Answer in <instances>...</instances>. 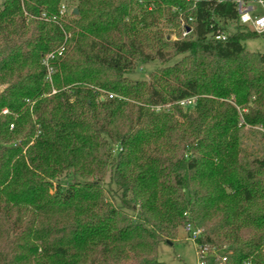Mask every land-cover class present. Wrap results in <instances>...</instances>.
<instances>
[{
	"label": "trees",
	"instance_id": "trees-1",
	"mask_svg": "<svg viewBox=\"0 0 264 264\" xmlns=\"http://www.w3.org/2000/svg\"><path fill=\"white\" fill-rule=\"evenodd\" d=\"M61 1L0 2V264H163L187 223L206 264H264V147L241 137L264 139V55L242 44L263 33L235 0H75L60 16ZM62 46L49 83L42 57Z\"/></svg>",
	"mask_w": 264,
	"mask_h": 264
},
{
	"label": "rangeland",
	"instance_id": "rangeland-1",
	"mask_svg": "<svg viewBox=\"0 0 264 264\" xmlns=\"http://www.w3.org/2000/svg\"><path fill=\"white\" fill-rule=\"evenodd\" d=\"M258 0H251L250 6L253 7V10L250 12L251 14H264V0H260L261 4L257 2ZM2 2V0H0ZM60 5L65 6V10L70 15L73 8L76 5L75 0H62ZM159 27L163 30V35L169 41H172L178 37L176 29L166 20L162 19L159 23ZM233 24H229L227 31L231 32L233 30ZM244 48L248 51L259 52L264 55V32L255 38H248L242 41ZM182 56H175L168 64H172L174 61L180 59ZM161 66L160 62L157 60H153L151 62L145 64H139L132 74L128 75L132 80H142L148 79V76L151 72L156 71ZM100 94L105 96V93H109L106 90H98ZM99 94V95H100ZM114 96L116 94L112 93ZM6 112V110H4ZM258 129V130H257ZM255 128V126L245 125L243 130L245 132L242 133V141L243 145L250 149L252 147H256L258 145L260 148L264 147V139L262 142L257 144L256 142L259 140V131L262 130L260 128ZM256 131L255 133H248V131ZM258 132V133H257ZM60 181L65 183L66 178L61 177ZM102 186L105 191V195L109 202H111L114 207H118L120 205V194L121 191L115 185V183L110 179V174L107 172L105 176L102 178ZM129 214L130 219L134 218L133 213L130 210H126ZM196 254L195 248L191 241L186 239V232L183 229V226H179L177 229V234L174 238L169 241H161L158 244L157 248V260L162 262L163 264H196Z\"/></svg>",
	"mask_w": 264,
	"mask_h": 264
},
{
	"label": "built area",
	"instance_id": "built-area-1",
	"mask_svg": "<svg viewBox=\"0 0 264 264\" xmlns=\"http://www.w3.org/2000/svg\"><path fill=\"white\" fill-rule=\"evenodd\" d=\"M251 1V0H250ZM250 1L248 3H244L241 0H235L237 12L239 16V22L245 26H247L250 30L256 32V33H263L264 32V14H251L250 12L253 10V7L250 6ZM259 4H261V1H257ZM68 13L65 10L64 5H60L59 8V15L65 16ZM184 23L181 21V26H183ZM189 29L182 28L181 31V37H186L189 34ZM227 35V32H218L214 36L215 39L218 40H224ZM63 50V46L58 48L55 51H51L49 53H46L42 57V64L46 68V75L45 80L49 83H51V74L53 72V69L50 65V60L54 58L55 54H60ZM55 93V89H52L49 94ZM114 95L112 93H105V96L102 94L99 95V99H103L105 97L112 98ZM195 97L185 98L182 100H179L177 103L180 106L187 107L192 106L194 104ZM169 105L165 106H157L155 109H165ZM243 124V119L240 116L239 118V125ZM247 126V125H246ZM184 231L186 232V239L191 241L195 248V254H196V264H206V258L209 254H214V250H209L207 246H205L203 243H200L198 241L199 237L201 236V230L199 228H194L190 223H187L183 226ZM219 264H222L226 261V257H221Z\"/></svg>",
	"mask_w": 264,
	"mask_h": 264
},
{
	"label": "water",
	"instance_id": "water-1",
	"mask_svg": "<svg viewBox=\"0 0 264 264\" xmlns=\"http://www.w3.org/2000/svg\"><path fill=\"white\" fill-rule=\"evenodd\" d=\"M72 12H73L74 14H77V9H76V8H73ZM187 30H188V29H187Z\"/></svg>",
	"mask_w": 264,
	"mask_h": 264
}]
</instances>
